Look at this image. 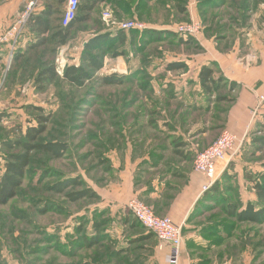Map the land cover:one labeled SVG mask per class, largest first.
I'll return each instance as SVG.
<instances>
[{"label": "rangeland", "instance_id": "rangeland-1", "mask_svg": "<svg viewBox=\"0 0 264 264\" xmlns=\"http://www.w3.org/2000/svg\"><path fill=\"white\" fill-rule=\"evenodd\" d=\"M120 1L107 0L104 4L97 5L90 14V19L86 23H79L71 31L65 45H61L59 40H53L42 48L30 50L27 49L33 37L30 34L21 46V53L15 52V49L4 55L3 73L0 76V175L3 173L4 160L8 155V152L2 148V142L23 138L26 130L37 124L35 119L41 115L35 110L37 107L42 108L44 110L42 115L50 119L47 132L42 139L45 142H65L69 150L68 154L58 161L50 159L45 154L35 153L18 197L7 205L0 206V264H78L84 260L108 264L109 261L105 256L108 255L109 250L115 251V246L107 249L106 242H100L92 248L79 246L85 242L82 239L84 233L87 237L95 235L92 230L94 228L91 229L92 224L100 223V216L107 212H109L107 215L113 219L110 225L111 234L119 239V248L124 251L122 255L113 258L111 264H164V261L166 263L167 257L164 259L157 239L147 229L137 224L129 210L121 209L118 216L115 209L104 208L100 199L70 203L66 194L56 195L49 191L51 185L62 179L80 175L99 192V180L114 173L111 168L112 165L114 167L112 162H109L111 170L106 171L103 155L108 148L112 147V144L116 145L117 142L124 147L125 140H128L129 146L131 145L129 141L139 139L135 145H131L132 147L121 149L127 152L131 149L137 158L149 157L153 147L163 146L165 149L170 146L169 140L163 133L159 135L158 131L147 127L149 120L145 119V114L151 111L150 104L154 103L156 109L159 104L162 107L165 106L152 98L153 94L149 95L148 89L141 88L149 79L147 74H144L148 72L145 68H141V65L146 63L148 53L155 51H161L163 54L165 52L161 57L157 56L158 60H161L158 64L163 65L168 61L165 56L168 52H173L174 57L186 52H201L202 49L198 47V44H183L191 37L185 38L176 34L174 39L169 37L164 41L144 44L141 40L143 36L139 32L143 30L124 31L130 43L133 41V44L128 43L122 47L116 42H110L101 50L99 49L96 56L105 59L104 67L95 73L92 80L84 87L70 86L61 79L67 67L81 63L80 58L85 43L98 34L109 33L115 37L122 31L116 26L119 23L137 21L147 28L150 24L159 22L161 26L170 24L168 30L174 32L172 29L176 25L193 21L192 14L189 12L188 17L178 11L174 13L172 6L175 4L172 0H154L155 6L154 1L143 0L145 4L141 6L144 9L142 20L132 16V9H128L129 11L127 7L122 9L119 6ZM124 1H121L122 6L127 3L126 0ZM199 1L189 0L188 3L192 2L191 7L194 6L199 10L201 16L197 21L203 26L201 35L205 32L208 19H219L224 22L234 17L227 0H218V2L208 0L210 2L207 5L205 3L198 5ZM11 2L12 0H0V19L6 13L3 8ZM31 2H34V5L29 10ZM37 3L39 4L37 0L23 3L19 8V17L17 16L18 18L14 19L11 25L21 21L20 18L27 12L28 22L39 7ZM167 4L169 8H166ZM63 8L64 6L60 4L55 7L58 14L57 18L53 19L55 26L63 15ZM106 14H109V19H105ZM203 14L204 17H202ZM219 26H224V23ZM0 28L8 29L3 24H0ZM220 35L226 37L224 34ZM196 38L193 39L196 41ZM24 40L23 36L22 41ZM33 40L35 41V38ZM224 40H221L222 47L230 49V40ZM173 43H177L176 46ZM121 52L125 55L121 56ZM17 54H21L18 60H16ZM155 58L154 56L153 59ZM123 61L127 64L139 65L140 69L136 72L142 75L133 79L132 84L126 82L122 86H102L100 80L103 76L114 73L122 75L120 71ZM51 66L55 67L59 78L45 91H39L35 88L37 75L41 68ZM226 94L222 87L217 96L222 97ZM145 101H148V104ZM143 103L144 106H142ZM227 104L220 103L214 107L213 113H216L220 106L226 107ZM128 115H131V118L126 120L125 117ZM122 130L124 136L117 134ZM262 135L264 133L259 131L251 135L249 142L244 143L236 156V158L239 157L237 164L234 163L231 170L226 169L220 177L218 176L217 181H220V184L215 196H209L206 201L203 200L198 204L194 212L196 216L192 217L195 219L193 226L198 227L199 231L189 234L196 236L195 240L200 238L198 241H201V245L189 239L187 246L185 243L187 234L185 229L183 230L184 245L191 258H193L191 251L193 248L195 249L193 252L197 250L198 258L210 264H213L215 259L217 261L215 263L219 264L221 262L219 256L224 255V252L235 255L234 257L238 258L237 264H264V225H239L234 220L226 218L223 211L227 201L237 204L236 191L242 198L244 194L250 192V187L244 183V174L246 170L253 172L259 170L264 163V151L255 152L250 143L254 136ZM110 138H113L111 142H109ZM158 150L157 154L163 157L159 159L161 162L173 160L167 153L166 158L165 152H158ZM119 153L122 154V152ZM248 154L249 158H247ZM107 155H109L108 152ZM236 165H239L241 169L236 170ZM159 169V172L164 170L163 167ZM76 190L78 189L71 188L68 192ZM48 208L55 210L47 214L41 213V210ZM233 225L232 230L230 228ZM80 226L83 227L81 231ZM101 233L104 235L103 232ZM236 241H238L237 244ZM205 243L206 247L198 249ZM244 248L247 250V255L250 251L251 258H240V255L244 256ZM231 251L233 253H230Z\"/></svg>", "mask_w": 264, "mask_h": 264}, {"label": "crops", "instance_id": "crops-1", "mask_svg": "<svg viewBox=\"0 0 264 264\" xmlns=\"http://www.w3.org/2000/svg\"><path fill=\"white\" fill-rule=\"evenodd\" d=\"M26 1L29 0H12L7 4L3 8L6 13L0 19V24L9 27L14 19L19 17V8ZM37 1L39 7L35 12L40 13L45 9L46 0ZM148 1L151 2V0ZM212 1L218 2V0ZM47 2L52 4L53 0H47ZM138 2L139 0H132L129 7L123 3L127 8L132 9L131 14L135 18H139V13L136 10ZM209 2L200 0L197 3L198 5L202 3L207 5ZM191 3L189 2L187 7L188 12L192 14V20H200L199 10L194 6L191 7ZM227 3H229L230 12L234 16L232 19L224 22L219 19H208L209 22L206 25L203 19L205 32L196 38V44L202 49L201 52H186L176 57L173 52H168L165 55L168 61L163 65L158 64L161 60H158L157 56L161 57L165 52L163 54L161 51H155L148 53L149 57L145 61L146 63L141 65V68H145L150 75L149 84L154 90L152 98L165 106L162 107L159 104L156 109L154 103L150 104L151 111L145 114V119L149 122L154 121V124H149V129L158 131L159 135L163 133L169 140L170 146L165 149L163 146H156L154 150L164 151L165 156L167 153L170 158H173L170 162L159 160L157 164L158 169L170 168L171 174L151 179L149 175L155 173L156 168L149 165L141 167L143 162L149 161L150 165L154 162L150 157L137 158L131 149L128 152L127 150H115L109 154L110 156L108 155L114 164V173L107 175L106 180L101 182L99 192L93 187L100 195L102 206L111 210L115 209L118 216V212L121 209H127L128 202L133 198H139L149 207L158 209L160 217H168L176 224L183 226L185 234H187L185 235L187 246L189 239L194 240V243H201L200 240L198 241L200 238L195 240L196 236L189 234L199 231L198 227L193 226L195 219H191V217L196 212L198 202L203 198L205 193H203V187L209 183L208 179L194 170L193 164L196 155L211 146L224 130L241 136L247 135L249 141L251 135L264 125V101L260 100L261 97H264V0H227ZM66 4L67 0L63 4V10H65ZM223 23L224 26H219ZM169 26L171 25L161 26L159 22L150 24V28L156 30H165ZM220 34H224L226 37ZM224 39L230 40V49L222 47L221 40ZM176 44L173 43L175 46ZM8 52H10L8 46L3 47L0 51V76L3 73V58ZM154 56L155 59H153ZM175 62L185 63L187 69L176 73L168 72L166 69L168 64ZM208 65H213L215 69L213 79L218 90L213 94L204 92L199 81L202 67ZM139 69L140 66L136 63L127 64L126 61H123L120 72L122 75H130ZM222 87L227 94L218 97L217 93ZM220 103L228 104L226 107L220 106V109L213 113L214 107ZM175 152L180 153L185 159L177 158ZM238 161L239 157L235 163L237 164ZM229 162L218 164L219 177L228 169ZM235 168L236 170L241 169L239 165H236ZM172 169H178L183 177L173 178ZM242 199L246 203L255 201L256 197L254 192L250 191L244 194ZM235 243L237 244L238 241ZM202 245L204 246H200L198 249L207 246L206 243ZM193 250L195 249L191 250L193 254V258H191L183 240L179 264H210L208 261L198 258L197 250L196 252ZM244 250V256L240 255V258H251L250 251L247 255V250L245 248ZM160 251L165 259L168 250L161 248ZM223 254L219 256L221 261L219 264H237L238 258L236 259L235 255L225 252ZM216 256L215 258L218 257ZM215 262H217L216 259L213 264H216ZM164 264H166L165 261Z\"/></svg>", "mask_w": 264, "mask_h": 264}, {"label": "trees", "instance_id": "trees-1", "mask_svg": "<svg viewBox=\"0 0 264 264\" xmlns=\"http://www.w3.org/2000/svg\"><path fill=\"white\" fill-rule=\"evenodd\" d=\"M107 0H80L78 10L76 12L75 19L69 23L67 26H63V15L59 18L58 25H54L53 19L58 15L57 9H55L57 4L63 5L65 0H53L52 4H49L46 0V6L44 11L42 12H36L34 15L31 16L30 20H28L25 33L23 34L24 39L26 40L27 37L33 35L32 39L30 40L27 49L30 50H37L39 48H42L46 46L50 41H56L59 40L61 45H65L68 42V38L70 36L71 31L79 24V23H86L90 19V14L95 10L97 5L104 4ZM122 2L124 0H121ZM120 1V5L122 9L126 8V6H122V3ZM129 7V3H132V0H126ZM130 1V2H129ZM139 0L138 4L136 5V10L139 13V19L142 20L144 9L141 7L143 3L145 4V1ZM174 1L173 12H179L183 14L184 16L188 17V1L189 0H172ZM125 2V1H124ZM168 6V4H167ZM166 8H169V6ZM127 10L129 8H126ZM64 14V13H63ZM57 18V17H56ZM170 27V26H169ZM165 30H156L150 28V26L143 30L139 31L143 39L142 42L146 44L147 42H159L164 41L169 37L175 38L177 33H174L168 28ZM126 32L123 30L120 31L115 37L109 33L105 34H98L92 39H90L87 43H85V47L83 49V53L81 55L80 61L81 63L79 65H71L67 67L63 75L61 76L62 81L66 82L70 86L73 87H84V85L91 81L93 78V75L99 71H101L104 67V58H99L96 56V52L101 50L106 44L108 45L110 42H116L120 44V46H125L126 44L130 43L127 35H125ZM179 35V34H178ZM35 38V41L33 40ZM23 39V37H22ZM140 40V39H139ZM29 41V40H28ZM183 42V41H182ZM196 44V41L193 38H188L187 41H185L183 44ZM27 44V43H26ZM131 45L133 44L130 43ZM148 44V43H147ZM23 45V41L21 40L18 44L17 49L15 52L21 53V46ZM142 50V49H141ZM21 54H17L16 60L20 59L18 56ZM121 56H124L125 54L121 52ZM119 56V54L117 55ZM107 57V56H106ZM105 57V58H106ZM167 71L176 73L180 71H184L187 69V65L185 63L181 62H175L170 63L167 66ZM145 72V71H143ZM147 72V71H146ZM214 73L215 69L213 65L204 66L201 69L200 75H199V81L202 89L204 92L208 94L216 93L218 90V87L215 85L214 81ZM147 77L149 78L146 82V84L141 87L143 90L148 89L149 95H152L154 93V90L151 88L149 81H150V75L148 73ZM142 75V73L134 72L130 75H118L116 73L111 75L103 76L100 80L102 86H122L125 85L126 82L132 84L133 79H136ZM59 78V75L56 72L55 67H44L41 68L39 71L36 81H35V88H37L39 91H45V89L54 83ZM149 97V96H148ZM146 103L148 101H145ZM133 105V103H130ZM148 104V103H147ZM130 105V106H131ZM144 106V103L143 105ZM37 112H39L38 117H36L37 124L34 126L29 127L26 130V133L24 134V137L21 139H14V140H6L2 142V148L8 152V155L6 156L4 160V168L3 173L0 175V206H5L12 200L18 197L21 187L24 184L28 169L32 165L33 162V155L35 153H41L47 155L52 160H61L63 159L67 154L69 147L67 143L61 142V141H51V142H45L42 137L47 132V126L49 123V117L42 115L44 114V110L42 108H35ZM120 115V114H119ZM118 116V114H117ZM131 115H128L125 117V119H130ZM1 119V118H0ZM112 120V117L110 118ZM152 124H154V121H150L147 125V127ZM259 132L264 133V125L260 126L258 129ZM117 134L123 135L122 132H119ZM124 136V135H123ZM113 138L109 139V142L112 141ZM139 139L129 141L131 142V145H135ZM246 142H249L248 140ZM121 143L117 142L116 145L112 144L111 148H108L107 152L110 154V152L114 150H121L128 146V140H125L124 147L120 146ZM150 146V145H149ZM250 146L254 149L255 152L259 153L264 151V135L260 137H253L251 139ZM153 147V146H150ZM153 147L151 149V153L149 155L150 159L154 161L151 165L149 161L143 162L141 164L142 167L144 165H149L150 167H155L156 171L155 173H152L149 175V177L152 179L156 176H164L168 174V172L171 171V169H164L163 171H160L158 169V163L159 159L163 158L161 155L157 154V151L154 150ZM106 152V151H105ZM107 152L105 155H103V162L106 165V171H110V164L109 162L111 159L108 157ZM164 151H162L163 153ZM177 158L185 159L180 155V153L175 152L174 153ZM250 155H247V158H249ZM238 158V157H237ZM235 157L234 161H230V165L228 167V170H231L233 164L236 162L237 159ZM195 160V159H194ZM103 164V163H102ZM113 170V165L111 166ZM172 177L179 179L183 177L182 174L178 171V169L173 170L172 169ZM143 173V172H140ZM143 177V174H141ZM152 176V177H151ZM105 179H100L99 184L101 185V182H103ZM244 183L250 187V191L254 192V195L256 197L255 201H247L244 203L242 196H240V193L236 191L235 193V200L237 204H233L227 201V206L225 209H223L225 217L234 220L235 223H238L239 225H256V226H262L264 225V163L261 165L260 169L257 171H251L246 170L244 174ZM220 184V181H216L214 185L203 195V198L201 201L209 198V196H215L214 194L218 192V186ZM71 188H77L78 190L73 192H68ZM235 190V189H234ZM232 190V191H234ZM237 190V189H236ZM49 191L56 195H63L66 194L67 200L70 203H77L82 200H101L100 195L98 192L91 186V184H88L87 180H84L80 175L62 179L61 181L51 185L49 187ZM68 192V193H67ZM214 200V199H212ZM143 201V200H142ZM200 201V202H201ZM198 202V204L200 203ZM197 204V206H198ZM63 208V207H62ZM126 209V208H125ZM153 209V208H152ZM55 209L48 208L41 210L42 214H47L50 211H54ZM62 210V209H61ZM61 210H59L61 212ZM128 210V209H127ZM155 214L159 216V210L153 209ZM130 212V211H129ZM109 213V212H107ZM100 213L101 221L100 223L92 224L91 229L95 233L92 237H87L86 233H84L82 236L85 240V242L81 243L79 245L80 247L86 246L88 248H92L94 246L99 245L100 242H106V248L109 249V247L115 246V251H108V255L105 256L107 261H109L108 264H111L113 258H117L118 256L123 254V249L119 248V239L116 237H113L111 234V221L113 220L111 216ZM131 213V212H130ZM132 215V213H131ZM133 216V215H132ZM121 217V216H120ZM195 217V216H194ZM105 218V219H103ZM119 218V217H118ZM134 218V217H133ZM120 219V218H119ZM193 219V217H191ZM134 220L139 224L140 226L144 227L141 223H139L135 218ZM81 227V226H80ZM83 227L79 228L80 231ZM145 228V227H144ZM233 227L230 229L233 230ZM146 229V228H145ZM184 230V229H183ZM104 235H102V233ZM108 232V233H106ZM150 232V231H149ZM156 239V235L152 232H150ZM249 234V233H248ZM89 238V239H88ZM159 245L160 242L157 239ZM61 244V243H57ZM64 252V251H63ZM78 264H101L99 261H80Z\"/></svg>", "mask_w": 264, "mask_h": 264}, {"label": "built area", "instance_id": "built-area-1", "mask_svg": "<svg viewBox=\"0 0 264 264\" xmlns=\"http://www.w3.org/2000/svg\"><path fill=\"white\" fill-rule=\"evenodd\" d=\"M79 3L80 0H67L63 14V26H67L75 19ZM33 5L34 2H31L28 9ZM28 16L27 12L20 18L21 21L15 22L8 29L0 28V51L5 46H8L11 52L17 49L25 33ZM105 19H109V14L105 15ZM116 26L123 31L148 28L137 21L119 23ZM172 30L182 37L196 38L202 33L203 26L201 22L193 20L190 23L176 25ZM260 100L264 101V97H261ZM246 141L247 135L241 136L224 130L211 146L196 155L194 170L209 181L203 187V193L207 192L218 180V164L235 159ZM127 209L139 223L156 235L160 242V248L168 250L166 264H179L183 246V226L176 224L168 217L157 216L153 209L139 198L131 199L127 204Z\"/></svg>", "mask_w": 264, "mask_h": 264}]
</instances>
